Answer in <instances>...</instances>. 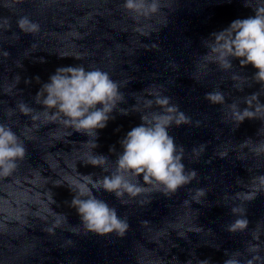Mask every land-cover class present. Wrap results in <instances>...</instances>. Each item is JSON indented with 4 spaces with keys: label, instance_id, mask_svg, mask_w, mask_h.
Returning a JSON list of instances; mask_svg holds the SVG:
<instances>
[{
    "label": "clouds",
    "instance_id": "clouds-1",
    "mask_svg": "<svg viewBox=\"0 0 264 264\" xmlns=\"http://www.w3.org/2000/svg\"><path fill=\"white\" fill-rule=\"evenodd\" d=\"M21 3L23 0H11V4ZM173 3L174 0H123L120 7L134 21V31L147 36L156 30L151 23L153 18L160 16L163 8H171ZM244 4L245 7L253 9L254 15L236 19L227 28L213 32L208 39L203 40L207 51L197 65L198 71L207 72L209 65L215 64L221 71L230 72L235 60L241 68L251 65L255 69L251 78L238 73H233L230 77L238 91H243V86L249 84V80L261 86V91L243 97L246 105L243 109L236 101L228 105L231 121L237 128L245 120L258 119L264 123V104L260 102L261 92H264V0H256L255 4L251 0H244ZM16 23L25 34L35 35L40 32V25L27 16L20 17ZM156 23L165 24L166 16L156 20ZM0 28H10L7 18L0 23ZM2 55L6 58L9 53L5 51ZM60 56L67 57L63 54ZM75 59L81 58L77 56ZM40 62H44L43 58ZM19 79V76L15 77L16 83H19ZM35 79L39 83V77ZM30 82L25 80L26 84ZM125 83L113 80L109 72L99 67H58L50 75L48 82L41 84L33 98L34 103L40 105L42 110L32 108L23 101L18 102L15 109L5 110L8 118L17 110L23 116L30 117L31 127L25 125L20 135H17L10 124L0 122V177L5 178L11 177L18 170L20 162L24 161L27 155L24 140L34 139L32 133L42 125L56 124L63 129H71L68 135L75 132L89 137L87 142L82 143L89 147L80 155V162L99 168L107 174L94 179L95 173L84 175L76 172V176L71 179L63 178L54 182L56 186L67 184L73 193L69 207L76 211L80 220L79 226L69 227L73 233H79L82 229L85 234L101 237L115 234L122 238L129 230L127 218H121L115 207L94 193L103 191L113 194L121 204H128L138 197H147L154 192L171 196L197 177L195 170H185L182 162L184 148L177 146L175 138L169 134V128L173 125L179 127L190 124L191 119L180 111L178 105L171 103L170 97L163 96L155 87L152 88L153 91H148L154 99H143V107L149 110L155 105L160 111H144L140 115L141 123L119 141L122 149L120 152L116 151L115 146L109 148V153L116 156L115 161L94 152L99 147L96 142L98 130L104 129L114 119L112 113L118 111L121 115L129 114L128 109L118 108L119 104L125 102L124 93L120 91ZM11 91L12 87L8 86L5 93L10 94ZM141 99L137 100L138 104ZM205 99L212 105L223 106L226 102L225 94L218 87L205 93ZM132 111L139 112L140 108L134 106ZM258 134L264 135V127L258 130ZM239 147H247L256 157L264 156V140L254 143L248 138ZM204 150L205 146L201 145L199 149L194 148L192 153L198 158ZM219 155L224 157L227 153L221 152ZM248 188L247 192L235 194L241 204L231 208V213L237 219L227 226L226 230L230 233H241L248 229L249 220L243 203L251 202L259 193L264 192V175L252 177ZM205 195L204 189H196L191 200L200 203ZM48 199L50 204L55 203L51 194H48ZM138 203L143 206L150 201L145 198ZM184 203L187 205L189 201ZM49 215L53 218L51 226L45 229L49 234H54L55 229L68 222L65 214L54 212L51 208ZM41 219L46 220L47 216ZM259 236L258 226L252 232L253 240L258 241ZM245 252L251 254V258L243 261L239 259L243 255L240 251L230 255L226 252L229 258L223 264H261L258 243L248 242ZM199 264H210V261L205 259Z\"/></svg>",
    "mask_w": 264,
    "mask_h": 264
}]
</instances>
